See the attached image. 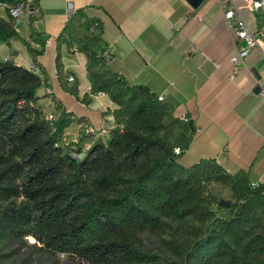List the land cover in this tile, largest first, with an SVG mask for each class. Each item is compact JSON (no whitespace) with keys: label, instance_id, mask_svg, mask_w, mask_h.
I'll use <instances>...</instances> for the list:
<instances>
[{"label":"trees","instance_id":"obj_1","mask_svg":"<svg viewBox=\"0 0 264 264\" xmlns=\"http://www.w3.org/2000/svg\"><path fill=\"white\" fill-rule=\"evenodd\" d=\"M20 1L0 0V43L20 39L40 54L46 35L29 30L39 46L33 49L8 15L6 6ZM64 33L56 40L85 55L90 90L107 95L113 125L84 149L86 136L61 143L72 114L56 103L54 120L46 121L37 104L46 79L0 59V264L12 261L11 245L26 237L86 264H264V185L211 158L181 166L188 122L172 117L171 105L148 87L107 67L111 54L97 48V35L84 41ZM54 65L58 72L57 48ZM211 184L227 187L232 200L219 204ZM140 233L159 239L165 262L141 246Z\"/></svg>","mask_w":264,"mask_h":264},{"label":"crops","instance_id":"obj_2","mask_svg":"<svg viewBox=\"0 0 264 264\" xmlns=\"http://www.w3.org/2000/svg\"><path fill=\"white\" fill-rule=\"evenodd\" d=\"M231 1L250 29L264 30V12L256 19L243 0ZM223 2L202 0L192 7L187 0H35L36 12L23 15L16 31L33 49L38 47L29 40V30L46 35L42 52L34 54L20 39L10 38L0 45L9 48L8 43L18 52L10 56L1 48L0 58L39 66L46 82L37 104L48 111L51 101L55 115L56 103L70 112L74 120L64 130L68 135L73 136L74 128H92L95 132L85 135L87 146L106 138L113 106L106 94L90 90L85 55L56 36L64 29L66 39L86 41L97 35V48L111 54L107 67L128 83L145 85L161 96L171 105L172 117L191 121L188 146L177 159L181 166L211 158L226 172L244 171L250 182L264 185V98L254 91L258 81L264 85V60L257 47L251 48L236 61L233 78L228 79L235 47L223 24ZM67 75L72 82L66 81Z\"/></svg>","mask_w":264,"mask_h":264},{"label":"built area","instance_id":"obj_3","mask_svg":"<svg viewBox=\"0 0 264 264\" xmlns=\"http://www.w3.org/2000/svg\"><path fill=\"white\" fill-rule=\"evenodd\" d=\"M34 1L35 0H22L13 6H6L8 15L15 26L18 25L23 15L29 16L36 12L37 8L35 7ZM221 7L223 24L228 33H230L235 47V53L229 57V61L232 64V71L228 75V79L231 80L237 69L236 61L239 58L244 57L251 48L257 47L264 60V30L262 28H257L255 30L250 29L245 20L240 15L239 7L235 6L231 0H224ZM243 7L246 8L253 15V17L257 19L260 14L264 12V0H243ZM95 26L96 23H93L91 27L95 28ZM238 41H243L244 46H238ZM46 42L47 41H45V44ZM36 46L39 47L37 44ZM24 67L28 71L40 75V68L33 61L26 63ZM261 79L264 81V70L261 74ZM66 81L72 82L73 77L71 75H67ZM257 87L258 90L256 93L259 97L264 98V85L258 81ZM45 91L49 92L47 88ZM96 94L99 95L102 94V92L98 91ZM157 100H162L161 96H157ZM49 107L50 109L46 111L44 118L46 121L52 122L55 118V113L54 108H52L53 103L51 101ZM179 118L185 120L183 116H180ZM178 151V148L174 149V152L177 153ZM250 185H255V183L250 182Z\"/></svg>","mask_w":264,"mask_h":264},{"label":"rangeland","instance_id":"obj_4","mask_svg":"<svg viewBox=\"0 0 264 264\" xmlns=\"http://www.w3.org/2000/svg\"><path fill=\"white\" fill-rule=\"evenodd\" d=\"M23 19V18H22ZM18 24V26H20ZM9 48H6L4 45H0V49H4L6 54L14 56L18 52V48H14L10 44H6ZM21 48V46H20ZM1 59V58H0ZM19 61V58L17 59ZM21 62V61H20ZM96 68V66L94 67ZM66 129V128H65ZM95 131L86 126L84 128L80 127L77 131L74 128L73 136L68 135L66 131L62 132L60 136L61 143L80 141L79 139L85 137V135L93 134ZM72 141V137H75ZM83 149L86 147L85 143L82 145ZM209 191L216 197V199L232 200L230 190L227 187H224L219 184H211L208 187ZM218 215H223L221 211H217ZM140 244L143 248L157 253L160 260L165 262L169 257L166 251H164L159 245V239L150 234V233H140L138 235ZM162 238L167 239L168 236L164 235ZM12 249V261H6L3 264H86L85 262H77L62 254H55L47 252L41 248H38V245H33V240L30 237H26L23 242L11 245Z\"/></svg>","mask_w":264,"mask_h":264},{"label":"water","instance_id":"obj_5","mask_svg":"<svg viewBox=\"0 0 264 264\" xmlns=\"http://www.w3.org/2000/svg\"><path fill=\"white\" fill-rule=\"evenodd\" d=\"M188 3L192 6V7H196L202 0H187ZM258 90V87H256L254 89V91H257ZM188 125L189 127L191 128V121H188ZM67 157H69L71 160H74V158L66 155ZM229 200H224V199H219L218 200V203L219 204H228Z\"/></svg>","mask_w":264,"mask_h":264}]
</instances>
